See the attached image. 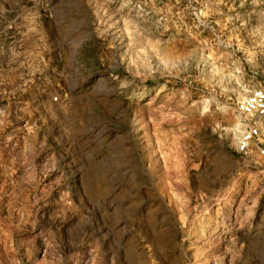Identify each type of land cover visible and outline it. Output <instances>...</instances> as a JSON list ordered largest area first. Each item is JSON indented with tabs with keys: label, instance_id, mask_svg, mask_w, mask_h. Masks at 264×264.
Returning a JSON list of instances; mask_svg holds the SVG:
<instances>
[{
	"label": "rangeland",
	"instance_id": "1",
	"mask_svg": "<svg viewBox=\"0 0 264 264\" xmlns=\"http://www.w3.org/2000/svg\"><path fill=\"white\" fill-rule=\"evenodd\" d=\"M0 3V264H264V0Z\"/></svg>",
	"mask_w": 264,
	"mask_h": 264
},
{
	"label": "built area",
	"instance_id": "2",
	"mask_svg": "<svg viewBox=\"0 0 264 264\" xmlns=\"http://www.w3.org/2000/svg\"><path fill=\"white\" fill-rule=\"evenodd\" d=\"M234 110L241 124L237 151L241 155L255 157L256 161L260 160L264 164V134L258 123L264 119V89L252 90L236 102Z\"/></svg>",
	"mask_w": 264,
	"mask_h": 264
},
{
	"label": "crops",
	"instance_id": "3",
	"mask_svg": "<svg viewBox=\"0 0 264 264\" xmlns=\"http://www.w3.org/2000/svg\"><path fill=\"white\" fill-rule=\"evenodd\" d=\"M4 5L0 3V11L3 10Z\"/></svg>",
	"mask_w": 264,
	"mask_h": 264
}]
</instances>
